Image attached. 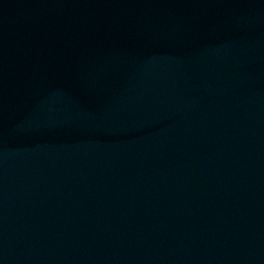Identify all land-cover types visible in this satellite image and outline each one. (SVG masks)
I'll return each instance as SVG.
<instances>
[{"label": "water", "instance_id": "obj_1", "mask_svg": "<svg viewBox=\"0 0 264 264\" xmlns=\"http://www.w3.org/2000/svg\"><path fill=\"white\" fill-rule=\"evenodd\" d=\"M0 264H264V0H0Z\"/></svg>", "mask_w": 264, "mask_h": 264}]
</instances>
